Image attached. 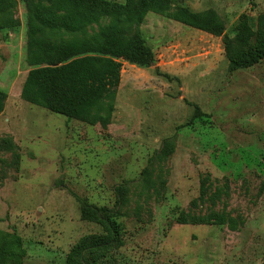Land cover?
Returning a JSON list of instances; mask_svg holds the SVG:
<instances>
[{
    "label": "rangeland",
    "instance_id": "1",
    "mask_svg": "<svg viewBox=\"0 0 264 264\" xmlns=\"http://www.w3.org/2000/svg\"><path fill=\"white\" fill-rule=\"evenodd\" d=\"M2 2L0 21L14 26H0V244L18 236L23 264H67L107 234L81 264H264V59L229 71L221 37L149 12L120 35L140 36L154 63L123 61L107 123L91 124L108 101L73 119L23 96L29 0ZM171 3L215 10L236 60L264 45V0ZM242 13L248 45L236 37ZM97 209L110 230L88 214Z\"/></svg>",
    "mask_w": 264,
    "mask_h": 264
},
{
    "label": "trees",
    "instance_id": "2",
    "mask_svg": "<svg viewBox=\"0 0 264 264\" xmlns=\"http://www.w3.org/2000/svg\"><path fill=\"white\" fill-rule=\"evenodd\" d=\"M29 0L27 57L31 69L22 87L23 96L31 103L73 119H88L92 110L108 101L105 116L96 114L91 124L107 123L113 110V102L122 79L123 61L149 66L154 63L153 50L138 36L126 39L121 26L139 27L149 12H155L189 27L221 37L229 60V71L245 69L264 59V45L239 60L231 54L232 38L226 24L215 10L190 11L187 7L174 8L171 0ZM0 12H6L1 6ZM12 3L8 5V8ZM7 8V7H6ZM112 17L110 24L99 25L90 34L88 28L102 18ZM10 20V21H9ZM1 20V28L13 27L14 20ZM236 37L242 45H248L254 35L251 18L242 13L235 25ZM49 34L56 38L52 39ZM171 78L169 74H164ZM3 93L0 92V97ZM3 108L0 98V110ZM101 210V209H100ZM100 210L88 212L99 223L105 224ZM184 223V217L181 216ZM223 219H221V222ZM110 236L100 235L92 240L84 239L69 253L67 264H81L87 249L106 247ZM26 251L22 240L14 236L0 244V264H23Z\"/></svg>",
    "mask_w": 264,
    "mask_h": 264
}]
</instances>
